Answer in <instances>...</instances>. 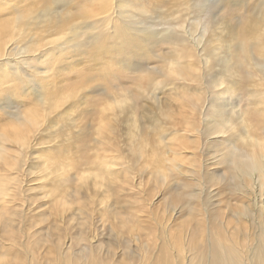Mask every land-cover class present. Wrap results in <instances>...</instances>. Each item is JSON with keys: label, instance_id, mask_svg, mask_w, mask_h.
<instances>
[{"label": "rangeland", "instance_id": "rangeland-1", "mask_svg": "<svg viewBox=\"0 0 264 264\" xmlns=\"http://www.w3.org/2000/svg\"><path fill=\"white\" fill-rule=\"evenodd\" d=\"M224 263L264 264V0H0V264Z\"/></svg>", "mask_w": 264, "mask_h": 264}, {"label": "bare ground", "instance_id": "bare-ground-1", "mask_svg": "<svg viewBox=\"0 0 264 264\" xmlns=\"http://www.w3.org/2000/svg\"><path fill=\"white\" fill-rule=\"evenodd\" d=\"M222 252V251H221ZM223 255H226L225 253H221V257H220V259L221 260H231V259H233V258H235L236 256L234 255V254H232L231 256H223ZM234 255V256H233ZM223 258V259H222ZM225 264V263H224Z\"/></svg>", "mask_w": 264, "mask_h": 264}]
</instances>
